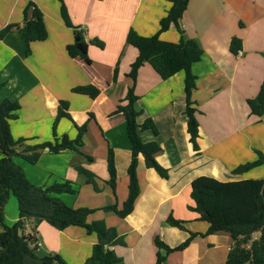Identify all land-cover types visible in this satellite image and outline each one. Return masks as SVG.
Listing matches in <instances>:
<instances>
[{
    "label": "crops",
    "instance_id": "obj_1",
    "mask_svg": "<svg viewBox=\"0 0 264 264\" xmlns=\"http://www.w3.org/2000/svg\"><path fill=\"white\" fill-rule=\"evenodd\" d=\"M74 26L85 32L88 56L72 58L67 47L74 43V31L61 17L57 0H34L43 13L48 38L28 46L19 28L0 40V102L17 101L21 109L10 121L14 139L30 141L15 148L22 153L27 145L54 142L67 135L75 139L76 126L87 125L79 152L58 154L41 152L36 164L21 156L14 162L35 186L46 188L69 181L76 195L59 197L70 207L98 209L88 222L104 221L122 237L124 244L113 247L125 264H155L159 238L171 248L190 236L171 227L173 215L186 222V228L205 234L209 224L189 210L194 206L191 184L209 176L221 182L264 180V164L242 175L231 172L240 165L257 160L264 153V115L252 113L250 100L257 98L264 82V0H190L180 21L186 39L194 40L203 51L201 61L192 67L197 76L192 100L200 124V152L193 151L187 131L185 73L163 80L149 63L139 70L135 94L139 125L153 120L158 130H139L144 143L156 142L161 151L157 161L168 170L163 179L147 168L142 156L138 161L141 194L133 212L120 218L103 207L117 204L120 209L128 197V168L131 144L125 115L119 109L133 81L128 76L139 52L127 43L131 28L142 36H153L170 7L169 0H64ZM28 0H0V30L15 24L22 28ZM32 9L28 12L31 18ZM234 37L242 40L237 55L230 51ZM104 43L103 49L91 44ZM160 39L177 43L180 34L172 25ZM119 75L114 81L115 70ZM92 85L100 90L95 99L77 94L73 89ZM68 103L71 120L54 123ZM112 149L117 171L116 190L107 183L108 154ZM89 157L91 160H89ZM77 168L95 175L90 184ZM19 219L18 203L11 196L5 210V223L12 226ZM24 235L38 241V254L59 255L67 264H84L97 243L94 234L71 226L56 230L46 221L27 219ZM231 236L224 232L195 238L183 251L169 254L163 264H223L233 247ZM164 255L165 250H160Z\"/></svg>",
    "mask_w": 264,
    "mask_h": 264
},
{
    "label": "trees",
    "instance_id": "obj_2",
    "mask_svg": "<svg viewBox=\"0 0 264 264\" xmlns=\"http://www.w3.org/2000/svg\"><path fill=\"white\" fill-rule=\"evenodd\" d=\"M60 3L61 17L65 25L74 31V43L67 47L70 57L88 56L89 43L85 39L83 29L76 27L71 22L67 6L64 0ZM171 7L167 15L160 21V29L153 36H142L131 28L127 35V43L139 52L135 62L131 65L128 76L133 84L128 89L125 99L119 106L123 112L127 124V134L131 144V163L128 168L129 192L126 201L119 209L117 204L103 207L104 211H113L120 218L129 216L141 194L138 179V161L142 156L147 168L154 169L161 178L168 179L169 172L157 161V154L161 148L156 142L144 143L139 135V130H150L158 133L155 123L147 119L144 124L137 122L140 112L136 109L139 97L135 94L140 68L149 63L163 80L174 75L185 73L186 116L189 141L193 151L199 154L200 124L197 119V109L192 95L196 89L197 76L192 67L201 61L203 51L194 40L186 39L180 21L187 10L190 0H169ZM32 9L31 18L28 12ZM25 22L22 28L15 24L6 26L0 30V40H3L14 28H19L30 54L29 45L32 42H42L48 38L43 13L35 5L34 0H28L24 10ZM175 25L180 40L177 43L160 39L161 33ZM91 44L103 49L104 43L98 39ZM242 49V40L234 37L231 41L230 51L237 55ZM119 75L118 67L115 70L114 81ZM73 92L88 95L95 99L100 90L92 85L76 87ZM252 113L258 116L264 115V82L261 85L256 99L250 100ZM68 103L62 102L63 110L59 113L54 126L61 118L71 120L67 112ZM21 109L17 101L4 100L0 102V264H67L59 255L40 256L37 252L38 241L34 236H26L23 233L25 221L34 219L37 222L46 221L56 230L76 226L86 229L88 234L97 237V243L93 246L91 257L84 264H125L113 247L123 245V239L113 227H108L104 221L88 222L91 214L98 209L78 208L68 206L59 196L62 194L76 195L78 190L72 182L64 181L52 186L42 188L33 185L27 179L24 171L14 162V157L21 156L31 164H36L41 152L48 150L51 153H61L67 150L79 152L83 147V136L87 131V125L76 126L78 135L70 139L67 135L54 142H44L36 145H27L22 153H17L15 148L26 144L29 139H14L10 121L17 118ZM257 160L238 166L232 170L233 175H242L264 164V153L257 151ZM89 160L91 158L89 157ZM109 186L116 190L117 171L115 157L112 149L108 154ZM85 175L90 184H94L95 175L85 169L77 168ZM191 199L194 206L189 210L200 215V220L209 224L205 234L194 233L186 228V222L177 220L173 215L167 219V224L190 234L189 238L178 247L171 248L159 238L156 246L159 249L155 264H163L167 256L173 252L185 250L197 237H205L214 233L224 232L231 236L233 247L228 253L223 264H264V180H243L221 182L214 177L201 176L191 184ZM16 198L18 203L19 219L12 226L5 223V207L10 197ZM160 250H165L162 255Z\"/></svg>",
    "mask_w": 264,
    "mask_h": 264
},
{
    "label": "rangeland",
    "instance_id": "obj_3",
    "mask_svg": "<svg viewBox=\"0 0 264 264\" xmlns=\"http://www.w3.org/2000/svg\"><path fill=\"white\" fill-rule=\"evenodd\" d=\"M8 204V203H7ZM6 207H7V205H6ZM6 207H5V210H6Z\"/></svg>",
    "mask_w": 264,
    "mask_h": 264
}]
</instances>
